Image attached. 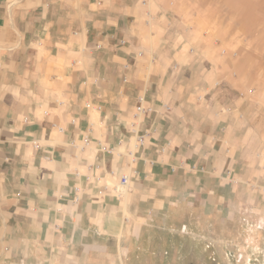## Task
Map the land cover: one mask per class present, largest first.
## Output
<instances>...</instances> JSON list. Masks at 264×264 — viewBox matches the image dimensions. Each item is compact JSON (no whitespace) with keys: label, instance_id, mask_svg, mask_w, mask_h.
I'll list each match as a JSON object with an SVG mask.
<instances>
[{"label":"crops","instance_id":"obj_1","mask_svg":"<svg viewBox=\"0 0 264 264\" xmlns=\"http://www.w3.org/2000/svg\"><path fill=\"white\" fill-rule=\"evenodd\" d=\"M159 8L0 0V264H124L181 195H264L257 106Z\"/></svg>","mask_w":264,"mask_h":264},{"label":"rangeland","instance_id":"obj_2","mask_svg":"<svg viewBox=\"0 0 264 264\" xmlns=\"http://www.w3.org/2000/svg\"><path fill=\"white\" fill-rule=\"evenodd\" d=\"M155 2L179 41L197 57L219 61L227 86L257 106L264 126V0ZM263 196L246 201L243 191L228 187L225 194H203L204 204L181 195L127 243L124 264H264Z\"/></svg>","mask_w":264,"mask_h":264},{"label":"built area","instance_id":"obj_3","mask_svg":"<svg viewBox=\"0 0 264 264\" xmlns=\"http://www.w3.org/2000/svg\"><path fill=\"white\" fill-rule=\"evenodd\" d=\"M143 98H140L139 99V103H138V105L136 106V112H135V115L136 116H139L141 113H145V112H149L150 110H151V108H149V107H145L144 105H143ZM100 108V107H99ZM143 137H144V135H140V136H138V138H137V142H138V144H142L143 143ZM85 142L86 143H88V139H85ZM34 143V146L35 147H38L39 146V144H38V142L37 141H34L33 142ZM102 149H104V150H106V148L105 147H102ZM128 184V177H127V175H125V174H123V175H120V177H119V180H118V185L116 186V191H118V192H121L124 188H125V186ZM79 189L78 188H76V191H78Z\"/></svg>","mask_w":264,"mask_h":264}]
</instances>
